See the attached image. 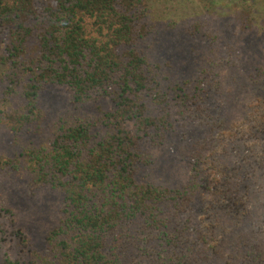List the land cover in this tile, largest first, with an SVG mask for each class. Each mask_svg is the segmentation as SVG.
I'll return each mask as SVG.
<instances>
[{"label": "trees", "instance_id": "16d2710c", "mask_svg": "<svg viewBox=\"0 0 264 264\" xmlns=\"http://www.w3.org/2000/svg\"><path fill=\"white\" fill-rule=\"evenodd\" d=\"M155 2L0 0L3 93L23 103L0 109V125L14 134L39 129L38 96L48 85L66 87L77 106L102 99L115 106L94 120L55 123L49 143L0 162L13 170L23 162L31 194L49 187L63 198L42 253L0 208V264H264V67L244 74L221 34H202L208 52L194 90L212 82L219 96L211 102L224 113L210 115L197 93L176 96L181 108L196 105L209 118L191 144L187 183L169 189L140 178L151 165L144 142L172 129L160 67L140 49L154 31ZM230 2L234 11L223 18L251 31L257 0ZM207 27L195 22L189 34Z\"/></svg>", "mask_w": 264, "mask_h": 264}, {"label": "rangeland", "instance_id": "374dc122", "mask_svg": "<svg viewBox=\"0 0 264 264\" xmlns=\"http://www.w3.org/2000/svg\"><path fill=\"white\" fill-rule=\"evenodd\" d=\"M233 5L230 0H156L153 3L151 17L154 31L141 43L140 49L152 63L160 67L157 80L159 89L167 95L166 107H169L168 119L172 129L161 133L160 138L156 132H151L150 140L144 142L145 151L151 157V165L142 167L141 180L169 189L184 186L192 167L187 158L192 142L205 136L208 113L217 115V118L224 113L221 107L211 102L219 96L214 92L212 82H206L201 94L194 90L208 52L203 32L209 29L219 33L222 36L221 43L228 42L236 48L237 62L244 74L254 73L255 69L264 67V0H257L251 13L254 28L247 33L241 32L235 20L223 18L231 17ZM195 22H208L209 27L191 36L189 31ZM229 22L230 27L227 26ZM1 71L3 69L0 68V73ZM185 83H189V87ZM5 86L0 77V109L7 112L19 108L23 103L19 94L13 98L8 97L6 101L3 93ZM176 86L181 87L182 91H174ZM182 93L189 96L197 93L201 102L207 101L208 104L201 103V107H207L208 113H201L196 105L190 103L188 110L181 108L176 96ZM206 94H212V98L205 99ZM243 97L242 88L234 94L236 102H242ZM38 107L44 113V122L39 129L31 127L30 130L24 129L14 134L4 124L0 125L1 163L18 158L28 147L49 143L50 128L55 123L75 118L94 120L115 108L108 99L83 106L74 105L67 88L55 85L45 86L40 92ZM161 110L162 107L158 106L156 115H163ZM95 132H99L98 128ZM62 200V195L49 187H42L31 194L23 162L16 170L6 166L0 169V208L11 210L16 226L40 253L45 251L44 239L47 232L58 222Z\"/></svg>", "mask_w": 264, "mask_h": 264}]
</instances>
